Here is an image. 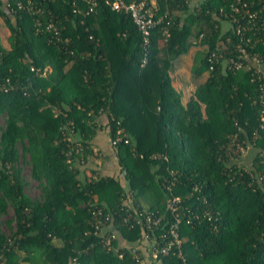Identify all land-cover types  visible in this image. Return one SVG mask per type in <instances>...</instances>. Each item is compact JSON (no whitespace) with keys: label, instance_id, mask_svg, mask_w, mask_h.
I'll list each match as a JSON object with an SVG mask.
<instances>
[{"label":"trees","instance_id":"1","mask_svg":"<svg viewBox=\"0 0 264 264\" xmlns=\"http://www.w3.org/2000/svg\"><path fill=\"white\" fill-rule=\"evenodd\" d=\"M190 1H157L155 17L163 19L152 29L141 65L142 33L130 13L105 0H97L94 11L88 0H0L9 31L8 44L0 37V264H134L127 252L118 258L85 233L93 230L90 208H114L117 220L129 204L163 211L168 169L176 173L173 191L185 213L212 216L183 220V259L171 254L159 264H264V180L239 176L227 155L234 135L248 139V167L264 176V132L252 140L259 126L257 78L243 69L210 70L207 49L197 50L191 73L206 76L182 103L172 84L173 60L193 38L208 48L227 34L236 41L219 13L232 0H194L192 8ZM249 50L263 54L264 45ZM101 114L109 139L117 121L128 135V144L111 145L125 184L99 169L79 177L78 165L94 155L90 140ZM26 158L38 197L26 192L18 165ZM9 206L14 217L4 221L7 234L1 220ZM117 223L119 238L142 236L141 226Z\"/></svg>","mask_w":264,"mask_h":264},{"label":"built area","instance_id":"2","mask_svg":"<svg viewBox=\"0 0 264 264\" xmlns=\"http://www.w3.org/2000/svg\"><path fill=\"white\" fill-rule=\"evenodd\" d=\"M90 3L89 10L94 11L97 0H88ZM158 0H105L111 9L115 11H124L130 13L134 23L143 36L144 56L141 61L143 65L147 60V48L150 44L152 29L163 19V17H155L158 10ZM194 1V0H193ZM197 3V2H196ZM195 3V4H196ZM20 7V3H18ZM31 9L30 3L26 5ZM37 12V11H35ZM220 17L224 22H230L233 28V36L236 41L233 42L232 35L227 34L215 42L214 46L207 49L206 60L210 70H217L221 73L237 71L240 69L251 72L252 79L257 78L259 89L258 103L260 105L259 126L253 131L252 140L256 139L259 131L264 132V53L250 51L249 47L261 41L264 45L262 32H264V1L263 0H232L227 6L219 8ZM167 25L169 21L166 22ZM227 28L230 24L227 23ZM48 29L54 27L51 23L46 25ZM53 34L58 36L59 31L53 28ZM164 36H168V28L163 26L162 32ZM203 34H200V38ZM59 39V38H57ZM68 41V37L64 38ZM251 44V45H250ZM33 69V68H31ZM114 136L109 139L112 146L120 142L128 144L129 138L119 121L116 122ZM234 146L227 147V155L231 163H236L239 176L243 172L255 177L258 183L264 180V176L259 172L252 174L247 163L243 161L246 153H249V146L252 142L246 140H236L234 135ZM263 153V152H262ZM142 157V154H140ZM159 154L151 155L152 158L159 157ZM167 159V155L164 154ZM239 167V169H238ZM232 168L228 169L230 172ZM169 178H164L163 187L166 189V200L163 211H151L147 208L139 209L132 206L126 207V213L118 218L125 224L139 225L142 227V236L134 241H126L118 233L117 210L109 208L105 211L103 207L93 205L90 208V226L93 229L87 230L85 233H93L97 237L98 246L104 251H113L118 258H123L127 252L134 264H147L148 261L157 262L159 264L160 257L176 254L183 259L181 251L182 239L179 235V225L185 220L190 223L193 218L202 217L211 218V213L191 212L186 214L187 208L182 205L181 198L175 194L173 189L176 183V173L168 169Z\"/></svg>","mask_w":264,"mask_h":264},{"label":"rangeland","instance_id":"3","mask_svg":"<svg viewBox=\"0 0 264 264\" xmlns=\"http://www.w3.org/2000/svg\"><path fill=\"white\" fill-rule=\"evenodd\" d=\"M195 4V1L191 0L190 1V7L192 8L193 5ZM8 29L6 28V26L4 25L1 17H0V37L2 38V41L4 44H8ZM205 48V45L203 44V41L201 39H195L193 38L192 43L190 45V47L188 48V50L177 56L173 62H172V69H171V78H172V84L173 86L181 93V99L183 101V104H185V102L188 100V97L192 94V91L196 85V83L204 80L206 73L202 74L201 76L194 78L192 73H191V65L193 62V57L194 54L197 50H202ZM0 123H3V117L2 115H0ZM107 134V133H106ZM252 147L249 146V153L247 152L243 161L245 163H247V165L249 163H251V159L253 156V152H252ZM95 152L93 151V156L92 159L95 162H98L100 157H99V150L95 148ZM94 162V163H95ZM111 162V160H110ZM99 163V162H98ZM19 167L21 169V174L22 176L28 181V187L26 189L27 194L30 197H38L41 195V191H40V187L38 186V183L36 181H34L33 179L30 178L29 176V171H30V166L29 163H27V158L26 160L21 159L19 162ZM99 164H97L98 166ZM95 166V164L93 165ZM97 166H95L94 168H97ZM98 169V168H97ZM94 174H92V171H89L87 176H93ZM119 180L122 182L123 181V174L121 173L119 175ZM14 217V209L12 206H9L8 208V213L5 214L2 217V223H1V229L2 231H4L5 233L9 234L10 230L7 228L6 225H4V221L7 219H11ZM12 226L14 227V223L12 224Z\"/></svg>","mask_w":264,"mask_h":264},{"label":"crops","instance_id":"4","mask_svg":"<svg viewBox=\"0 0 264 264\" xmlns=\"http://www.w3.org/2000/svg\"><path fill=\"white\" fill-rule=\"evenodd\" d=\"M106 122H107V119H106L105 114H101L97 119L95 135L90 140L91 150L93 149L94 153H96L95 148L99 150V154H98L100 157L98 161L99 163L93 161L92 156H91L89 157L90 161H88L87 164L78 165L79 170H80L79 177L81 179H84L85 177H87L89 171L95 170L97 168L99 169V171L98 169L97 171L101 175H112V176L119 178V175L121 174V169L119 165L117 164L118 162H117L115 151L109 143L108 128L106 126ZM94 164L95 166H97V164L99 165L97 166V168H94L95 167L93 166ZM122 183L125 184L124 180L122 181ZM147 264H158V263L157 262L153 263L151 261H148Z\"/></svg>","mask_w":264,"mask_h":264}]
</instances>
